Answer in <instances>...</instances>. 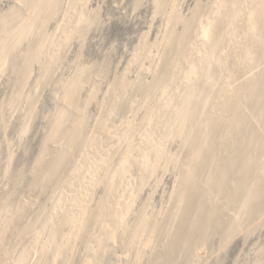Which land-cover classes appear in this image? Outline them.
Segmentation results:
<instances>
[{"label": "bare ground", "instance_id": "6f19581e", "mask_svg": "<svg viewBox=\"0 0 264 264\" xmlns=\"http://www.w3.org/2000/svg\"><path fill=\"white\" fill-rule=\"evenodd\" d=\"M9 1L2 107L27 128L33 66L55 78L96 15L87 0ZM183 4L156 0L164 27L111 78L78 61L57 79L42 147L0 196V264H200L222 218L229 236L264 218V0Z\"/></svg>", "mask_w": 264, "mask_h": 264}, {"label": "rangeland", "instance_id": "374dc122", "mask_svg": "<svg viewBox=\"0 0 264 264\" xmlns=\"http://www.w3.org/2000/svg\"><path fill=\"white\" fill-rule=\"evenodd\" d=\"M8 1L0 0V4L4 3L3 7L0 6V13L6 12L7 8L10 9L11 4ZM194 1L184 0L183 10L186 11L191 7ZM86 2V14L96 15V18L86 28L82 39L73 38V41L69 42V47L63 52L60 60V69L55 74L56 77L54 78V70L58 66L50 67V76L43 75V68H40L39 64L33 66L32 81L42 85L36 88V92L32 87L27 88L28 93H34L33 97L30 96L37 103V114L27 128H22L17 115L4 113L2 106L5 99L10 97L12 80L8 71L0 75V196L3 189L11 186L12 176L16 175L23 165H29L42 147L45 130L48 129L49 124L47 116L54 113L58 104L56 95L60 85L57 84V79L73 73L72 70L79 61L83 64L105 63L108 71L107 74L102 73V76L107 80L111 78L114 70L121 71L126 67L131 52L147 32L155 40L164 27V19L160 15H155L156 0H140L139 3H136V0H87ZM52 22L49 25L50 30L55 29V22ZM19 53H23V49ZM94 105L96 106L97 102ZM10 149L15 152V159L11 164V173L7 172L8 177L4 169L8 161L7 152ZM169 181L170 179L165 180L162 190L169 189ZM161 194L162 192L158 195V199L161 198ZM224 219L220 220L219 229L210 233L208 242L199 245L200 264H264V218L252 221L250 227L230 236L226 227L229 224ZM178 263L183 262L179 260Z\"/></svg>", "mask_w": 264, "mask_h": 264}]
</instances>
